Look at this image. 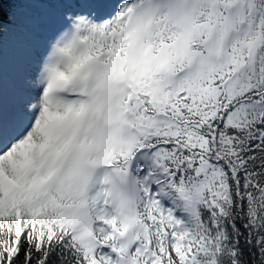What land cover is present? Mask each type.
<instances>
[{
    "label": "snow or ice",
    "instance_id": "1",
    "mask_svg": "<svg viewBox=\"0 0 264 264\" xmlns=\"http://www.w3.org/2000/svg\"><path fill=\"white\" fill-rule=\"evenodd\" d=\"M0 264H264V0H0Z\"/></svg>",
    "mask_w": 264,
    "mask_h": 264
}]
</instances>
